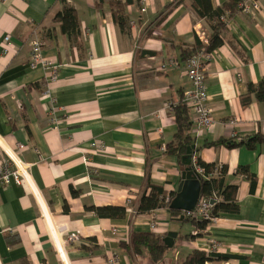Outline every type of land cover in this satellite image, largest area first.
Masks as SVG:
<instances>
[{
	"label": "crops",
	"instance_id": "obj_1",
	"mask_svg": "<svg viewBox=\"0 0 264 264\" xmlns=\"http://www.w3.org/2000/svg\"><path fill=\"white\" fill-rule=\"evenodd\" d=\"M109 1L67 0L79 21L76 44L53 22L60 0H0V138L12 151L25 146L18 156L37 192L25 184L1 191L0 264H63L55 243L67 264L110 258L152 264L122 246L132 233L194 232L170 220L165 209L135 214L128 201L137 203L149 184L176 193L182 173L165 145L176 131L172 107L191 89L182 53L205 45L211 30L187 0L163 18L174 0H150L143 13L137 0L126 8L128 29L120 30ZM226 1L211 0L214 8ZM258 1L254 15L236 13L228 21L223 44L210 53L206 93L213 122L192 133L193 158L225 167V184L237 189L238 212L221 215L202 237L180 241L167 254L169 264H180L192 250L212 249L233 258L207 264H264V143L205 146L264 135V103L240 104L247 84L264 79V0ZM35 39L43 43L42 62L32 69L29 43ZM168 59L175 66L161 70ZM44 81L43 91L32 87ZM51 98L58 108L54 118L47 111ZM240 167L255 177L253 188ZM102 206L127 207V214L101 219L88 210ZM70 235L78 241L67 242Z\"/></svg>",
	"mask_w": 264,
	"mask_h": 264
},
{
	"label": "trees",
	"instance_id": "obj_2",
	"mask_svg": "<svg viewBox=\"0 0 264 264\" xmlns=\"http://www.w3.org/2000/svg\"><path fill=\"white\" fill-rule=\"evenodd\" d=\"M186 0H174L165 7V14L162 18L168 14L174 7L185 4ZM189 5L187 6L196 14V16L203 20L211 30V35L205 45H197L190 50H185L182 53L183 60H187L190 56L203 51L204 53H211L216 48L220 47L224 42L223 33L227 29L228 21L238 11L239 0H227L221 6L214 8L211 0H187ZM137 2V0H110L108 3L109 11L112 15L113 22L120 28V30L128 29V16L126 8ZM61 9L54 15L53 22L58 24L59 31L62 35H66L68 39H73L76 44L81 37L79 21L76 11L71 7L67 0H60ZM96 9H102V1L96 4ZM225 16L227 21H221V18ZM161 18V19H162ZM36 25H32L34 28ZM48 32V30H47ZM46 86V82L32 85L35 89ZM40 89V90H41ZM39 90V91H40ZM252 101L257 103H264V79L256 84L248 83L246 94L240 97V104L243 108L248 107ZM173 108V114L175 118L176 131L171 139L165 145V153L175 157L178 167L181 173L186 168H191L195 173L194 166L192 164V158L195 153V139L192 136V116L190 111L185 107L182 101L178 102ZM264 143V135L256 134L247 139H236V137L222 138L215 143H207V147H220L233 148L238 145H246L247 147L254 148L255 144ZM192 148L190 152L191 162L189 166L183 165L182 161L187 155V149ZM196 165L202 170L201 174H196L200 179L201 185V198H207L214 202L211 212L212 217H220L224 214H235L238 212V204L236 200V187L226 185L224 177L226 174L225 167L222 165H216L213 163H205L197 158ZM217 169L218 173L213 174ZM237 172L244 175L248 180L252 188L254 187L255 177L251 175L246 167L238 168ZM148 193H143L137 203H130L129 208L134 209L135 214L150 213L156 209H165L168 212L169 218L172 221L177 222V219L183 214L179 211L171 210L170 203L175 198L176 193H167L164 188L156 185H148ZM89 211L93 212L98 218L101 219H124L127 214V207L116 206H102V207H89ZM178 225L183 226L190 224L194 231H197V235L187 234L181 235L178 233L175 240V244L172 249H166L162 245V239L165 236L156 235L152 232L132 233L128 243H124L122 246L133 255H142L147 257L152 264H160L163 262L168 252L175 250L178 247L180 241L195 240L202 237L205 229L209 226V222L198 218H190L184 216L182 222H177ZM92 241H90L91 243ZM233 258L231 255H220L214 250L200 251L192 250L180 264H207L213 261H227ZM18 264H27L26 261H20Z\"/></svg>",
	"mask_w": 264,
	"mask_h": 264
},
{
	"label": "built area",
	"instance_id": "obj_3",
	"mask_svg": "<svg viewBox=\"0 0 264 264\" xmlns=\"http://www.w3.org/2000/svg\"><path fill=\"white\" fill-rule=\"evenodd\" d=\"M150 0L140 1V11L143 13L146 11L147 4ZM260 9L258 0H239L238 11L244 15H254ZM221 21L226 22L225 16L221 18ZM132 22L130 26L133 27ZM4 43L9 44L10 38L5 36L3 39ZM42 42L40 40H32L29 43L30 55H29V66L35 69L37 65L42 62ZM210 60V53H204L198 51L197 53L190 56L185 63V75L191 84V89L185 91L182 96V103L192 114V133L195 135L201 131L208 129L212 122V112L207 104L208 96L206 93V70L207 62ZM175 66V62L171 59L162 62L161 70L169 69ZM55 75V74H54ZM55 76L52 77L54 79ZM47 84V83H46ZM55 100L50 99V107L48 108V116L54 118L58 108L55 106ZM234 120H230L228 125L233 126ZM92 148L100 147L103 148V144L94 143L91 145ZM25 148L24 145L18 144L17 150L12 151L8 148L3 140L0 138V193L5 187L10 185H27L31 191L37 195L33 182L30 178L29 166L25 165L18 156V151H22ZM195 174H201L202 170L196 165V159H192ZM218 170L215 169L213 174L216 175ZM130 202L128 201V205ZM214 202L207 198H199L195 208L183 215L190 218H198L206 220L209 224L215 223L220 217H212L211 212L213 209ZM132 211V209H130ZM133 212V211H132ZM134 213V212H133ZM197 231L192 234L197 235ZM57 238H54L56 241ZM67 242L75 243L78 238L74 235H70ZM57 253L63 264H67L65 261V254L59 243H55ZM213 250V249H212ZM106 264H115L113 259H108Z\"/></svg>",
	"mask_w": 264,
	"mask_h": 264
},
{
	"label": "water",
	"instance_id": "obj_4",
	"mask_svg": "<svg viewBox=\"0 0 264 264\" xmlns=\"http://www.w3.org/2000/svg\"><path fill=\"white\" fill-rule=\"evenodd\" d=\"M191 150L192 148L187 149V155L182 161L185 166L190 165ZM200 192L201 185L199 177L191 170V168H186L181 174V182L177 187L175 198L171 201L169 208L173 211H179L182 213L192 211L200 198ZM183 219L184 215L182 214L180 218L177 219V222H182ZM176 238V232H168L162 239V245L166 249H172ZM160 264H169V260L165 259Z\"/></svg>",
	"mask_w": 264,
	"mask_h": 264
}]
</instances>
